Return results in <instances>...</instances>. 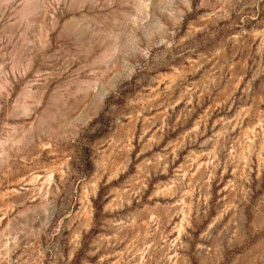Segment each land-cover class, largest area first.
Returning <instances> with one entry per match:
<instances>
[{
    "label": "rangeland",
    "instance_id": "1",
    "mask_svg": "<svg viewBox=\"0 0 264 264\" xmlns=\"http://www.w3.org/2000/svg\"><path fill=\"white\" fill-rule=\"evenodd\" d=\"M0 264H264V0H0Z\"/></svg>",
    "mask_w": 264,
    "mask_h": 264
}]
</instances>
